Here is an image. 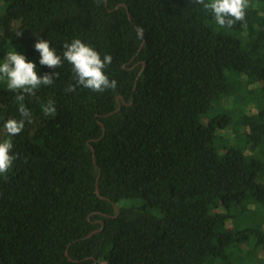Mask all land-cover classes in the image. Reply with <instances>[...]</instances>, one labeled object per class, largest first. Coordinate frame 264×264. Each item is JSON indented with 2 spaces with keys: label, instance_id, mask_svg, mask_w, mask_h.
I'll list each match as a JSON object with an SVG mask.
<instances>
[{
  "label": "trees",
  "instance_id": "16d2710c",
  "mask_svg": "<svg viewBox=\"0 0 264 264\" xmlns=\"http://www.w3.org/2000/svg\"><path fill=\"white\" fill-rule=\"evenodd\" d=\"M73 39L112 56L115 89L76 85ZM9 51L58 75L23 101L0 80V264H264V0L231 28L189 0H0Z\"/></svg>",
  "mask_w": 264,
  "mask_h": 264
},
{
  "label": "clouds",
  "instance_id": "9594fccd",
  "mask_svg": "<svg viewBox=\"0 0 264 264\" xmlns=\"http://www.w3.org/2000/svg\"><path fill=\"white\" fill-rule=\"evenodd\" d=\"M191 4L200 5L204 10L210 11L216 24L221 28H231L236 22H243L246 16V9L249 0H189ZM138 39H143L144 30L140 27L136 29ZM39 53L40 65L50 69H58L62 64L60 55L50 47L47 40L40 39L34 45ZM63 59L72 65L74 80L76 85L83 86L93 92L102 93L109 89H115L117 82L109 80L105 75V68L111 64L112 56L100 54L92 47L83 43L80 39H73L70 44L64 45ZM58 73H45L43 76L36 74V65L26 61L25 57L16 51H9L5 59L0 63V80H5L10 91L18 93L16 99L23 101L25 95L33 94L34 90L41 85L51 86L53 78ZM74 86L69 85L66 91H73ZM45 115L51 116L55 113L54 102L49 101L42 105ZM19 112L24 119H8L4 123V130L8 137H13L23 130L25 119L30 120L31 114L23 104L19 107ZM13 144L10 139L0 141V176L7 174L13 165L14 155L10 154Z\"/></svg>",
  "mask_w": 264,
  "mask_h": 264
},
{
  "label": "water",
  "instance_id": "95a60500",
  "mask_svg": "<svg viewBox=\"0 0 264 264\" xmlns=\"http://www.w3.org/2000/svg\"><path fill=\"white\" fill-rule=\"evenodd\" d=\"M120 6H123V5H120ZM117 7H118V6H116L115 8H117ZM140 64H141L142 66H144V63H143V62H140ZM117 99L122 100L121 97H118ZM122 103H123L124 105H127L126 103H124L123 100H122ZM119 108H120V105H119V103H118L117 109H116L115 111L111 112L110 114L116 112ZM99 124H100V126L103 128V125H102L101 123H99ZM90 148H91V147H90ZM91 150L93 151L92 148H91ZM93 158H94V155H93ZM93 163H95V162H94V159H93ZM98 176H99V174H98ZM98 176H97V178H98ZM95 193H96V195H97L98 197L104 199V197H101V196L99 195V191H98L97 186H96V189H95ZM113 208H114V210H115V214L117 215V214H118V210H117L116 206L113 205ZM95 232H96V231L91 232L90 234H88L87 236H85L83 239L90 237V236H91L93 233H95ZM93 264H95V263H93Z\"/></svg>",
  "mask_w": 264,
  "mask_h": 264
}]
</instances>
